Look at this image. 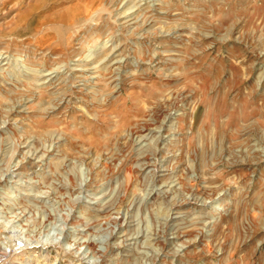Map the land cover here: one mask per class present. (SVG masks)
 I'll return each instance as SVG.
<instances>
[{
  "label": "rangeland",
  "instance_id": "rangeland-1",
  "mask_svg": "<svg viewBox=\"0 0 264 264\" xmlns=\"http://www.w3.org/2000/svg\"><path fill=\"white\" fill-rule=\"evenodd\" d=\"M0 264H264V0H0Z\"/></svg>",
  "mask_w": 264,
  "mask_h": 264
},
{
  "label": "bare ground",
  "instance_id": "bare-ground-1",
  "mask_svg": "<svg viewBox=\"0 0 264 264\" xmlns=\"http://www.w3.org/2000/svg\"><path fill=\"white\" fill-rule=\"evenodd\" d=\"M74 48H75V47H74ZM38 50L41 51L40 48H38V47L36 48V47H35V48L33 49L32 52L38 53V52H39ZM74 51H75V50H74ZM70 52H73V48L71 49ZM33 56H34V55H33ZM179 195H180V194H179ZM217 207H218V206H217ZM217 207H215V208L217 209ZM217 212H218V210H217V211L215 210V212H213L212 215L217 214Z\"/></svg>",
  "mask_w": 264,
  "mask_h": 264
}]
</instances>
